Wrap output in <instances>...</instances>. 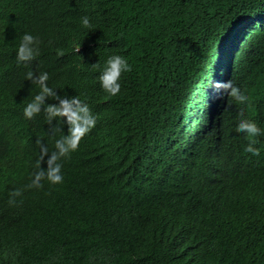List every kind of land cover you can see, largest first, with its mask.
<instances>
[{
	"label": "trees",
	"instance_id": "16d2710c",
	"mask_svg": "<svg viewBox=\"0 0 264 264\" xmlns=\"http://www.w3.org/2000/svg\"><path fill=\"white\" fill-rule=\"evenodd\" d=\"M263 31L264 0H0V264H264V42L226 56ZM25 34L39 54L18 63ZM116 55L132 70L112 96L99 77ZM29 72L67 111L50 96L24 116L40 92ZM218 73L248 99L218 93ZM74 99L95 126L62 183L29 188Z\"/></svg>",
	"mask_w": 264,
	"mask_h": 264
},
{
	"label": "clouds",
	"instance_id": "9594fccd",
	"mask_svg": "<svg viewBox=\"0 0 264 264\" xmlns=\"http://www.w3.org/2000/svg\"><path fill=\"white\" fill-rule=\"evenodd\" d=\"M82 24L87 27L89 26V18L83 17ZM256 38L260 42H264V31L258 33L251 38H249L240 48V53L237 50L234 51V47H229L226 52V56L231 60H239L243 58L247 53V45L248 42L252 39ZM239 40L238 38H236ZM39 40L37 37H33L30 34H25L21 42L19 44L17 50V61L21 62H29L35 59V57L39 54V49L37 47ZM79 51V49H78ZM98 65H94L93 67H97ZM131 66L128 64L127 60L119 55L110 57L102 73L99 77L101 86L103 89L112 96L117 95L120 92V84L119 78L123 72H130ZM221 77V73L215 75V82L213 83V87L218 91V93H222L224 95L230 96L234 98L239 103L245 102L248 97L245 94H242L240 88L235 86L231 80L227 81H216ZM28 80H31L33 83L37 84L40 87V92L37 94L33 101L28 103L27 107L24 109V116L28 119H31L35 114L39 113L41 110V106L44 104L47 97H55L57 100H60L59 97L55 96V93L47 86L46 81L48 80L47 73H42L39 75H35L32 72L27 73ZM73 104L78 106V113L74 115V123L73 127L70 128V135L67 137H63L60 140H57L55 143V150L50 154L48 152L47 147L41 145V158L37 163L38 171L33 174L32 182L28 186L29 188H41L43 184L41 183L44 180H47L49 183L56 185L63 182V176L61 174L62 164L60 163L61 159L68 156L70 152H73L77 149L80 139L95 126V118L91 116L89 110L86 106H80L79 101L74 99L72 101ZM60 105L62 106L64 111H67L68 102L66 100H60ZM46 113L51 119L53 116H57L61 114V108H58L56 105H49L45 109ZM243 116V112L240 113ZM236 130L238 132L246 133L249 137H255L261 134V130L257 127V125L250 121L241 119L239 124L237 125ZM39 144L40 142L37 141ZM252 143H249L245 146L244 151L251 153L253 156H258L259 149L255 148ZM45 157L47 160L45 161ZM41 162L47 165L46 168L41 167ZM21 195L20 190H16L10 194L11 197H16ZM10 205L15 204L14 199L9 200Z\"/></svg>",
	"mask_w": 264,
	"mask_h": 264
}]
</instances>
